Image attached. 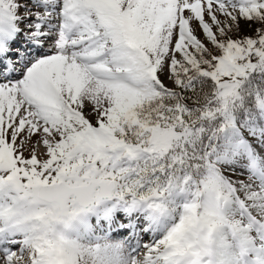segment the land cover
<instances>
[{
	"label": "snow or ice",
	"instance_id": "obj_1",
	"mask_svg": "<svg viewBox=\"0 0 264 264\" xmlns=\"http://www.w3.org/2000/svg\"><path fill=\"white\" fill-rule=\"evenodd\" d=\"M0 264H264V0H0Z\"/></svg>",
	"mask_w": 264,
	"mask_h": 264
}]
</instances>
